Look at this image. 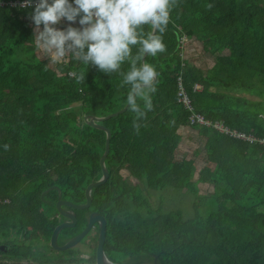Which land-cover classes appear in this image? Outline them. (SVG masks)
<instances>
[{
  "label": "trees",
  "instance_id": "obj_1",
  "mask_svg": "<svg viewBox=\"0 0 264 264\" xmlns=\"http://www.w3.org/2000/svg\"><path fill=\"white\" fill-rule=\"evenodd\" d=\"M23 2L0 0V237L48 240L61 222L56 217L65 220L59 200L85 205L87 188L102 177L106 133L85 116L122 110L128 86L121 87L119 74L106 76L71 55L49 65L37 53L32 8ZM184 38L213 58L207 73L183 59ZM163 41L166 52L146 57L160 75L153 111L139 121V132L127 110L100 122L112 133L109 180L94 190L85 213L102 214L109 241L123 242L134 255L147 253L150 264L156 257L158 264H264V147L189 125L191 112L179 103L182 86L205 119L237 123L264 138V0H179ZM128 68L125 63L122 71ZM72 72L84 74V82ZM75 103L82 110L65 112ZM187 126L192 131L184 136L199 146L195 159L180 160ZM129 175L139 184L129 185ZM204 186L214 193L201 196ZM166 188L190 192L196 210L211 211L186 219L154 210L147 190Z\"/></svg>",
  "mask_w": 264,
  "mask_h": 264
},
{
  "label": "clouds",
  "instance_id": "obj_2",
  "mask_svg": "<svg viewBox=\"0 0 264 264\" xmlns=\"http://www.w3.org/2000/svg\"><path fill=\"white\" fill-rule=\"evenodd\" d=\"M179 0H24L37 48L52 64L71 55L106 76L119 74L128 86L124 107L133 114L132 127L153 111L159 73L146 57L166 52L163 41ZM211 8L212 5L207 6ZM148 29L145 31V29ZM135 49V54L133 53ZM127 63L129 68L122 71ZM77 83L84 74L70 73ZM8 145H4L8 150Z\"/></svg>",
  "mask_w": 264,
  "mask_h": 264
},
{
  "label": "flooded vegetation",
  "instance_id": "obj_3",
  "mask_svg": "<svg viewBox=\"0 0 264 264\" xmlns=\"http://www.w3.org/2000/svg\"><path fill=\"white\" fill-rule=\"evenodd\" d=\"M59 196H61V193ZM59 202L70 203L61 199ZM62 209L67 213L73 212L77 222L75 228L70 229L71 232L64 230L59 234L57 237V246L59 248L65 247L71 240L84 233L89 226L90 217L98 213L94 212L87 215L85 213L86 210L73 211L67 206H62ZM102 217L105 219L104 216ZM56 219L59 222L61 221L56 228L65 222H69L65 218V220H61V218L58 217H56ZM87 219L88 223H86ZM28 231L32 232L33 228L29 227ZM53 233L48 240L42 237L33 241L26 239L22 240L20 238H9L6 241L0 242V264H98L100 239L102 235L101 223L94 226L84 241L67 251H58L50 245V239H52ZM108 238L109 228L107 224L106 240L103 245V255L107 261L112 262V264H150L147 253H137L134 255L131 250L126 249L124 251L122 243L113 244ZM53 251L57 252L58 255H62L57 257ZM120 255L124 256V258L118 259L117 257Z\"/></svg>",
  "mask_w": 264,
  "mask_h": 264
},
{
  "label": "rangeland",
  "instance_id": "obj_4",
  "mask_svg": "<svg viewBox=\"0 0 264 264\" xmlns=\"http://www.w3.org/2000/svg\"><path fill=\"white\" fill-rule=\"evenodd\" d=\"M185 46H186L185 47V55H188L187 57H190V58H188V60L196 59V61L199 64H201L202 67H204V68L209 66V65L214 64V60L210 55L205 54L204 52H201V53H199V52L195 53L194 52L193 54H191V53L189 54L188 49L190 47V44L185 45ZM187 47H188V49H187ZM37 51H38V54L41 58L48 59L47 63L49 65H51V66L55 65L49 61L48 56L41 49L37 48ZM227 54H228L227 52H224L223 55H227ZM191 55H193V57ZM220 91L225 92L227 95H229L231 97L242 96V97L249 98L251 100H260L258 97H255V96H252L250 94L243 93V92L237 93V92L230 91V90H227V91L226 90H220ZM80 110H82V103H76V104H72L65 112H79ZM227 124L231 130H235L236 132H241V133H245V134H250V133H246V131L238 130L235 127V125H238L237 123L235 124L233 122H227ZM242 124L244 125V123H242ZM186 134L187 133H185V135ZM186 137H188V136H185V138L183 139V141L181 142V145H180L181 149L179 150V153H178V159H180V160L183 158H186V157L195 159L193 152L199 146L198 143L196 142V140L192 139L191 137H190L189 142L187 143ZM255 138L262 139L259 137H255ZM197 141H198V139H197ZM200 164H202L201 165V167H202L204 165V162L202 163V160H200ZM91 185H93V184H91ZM53 189H56L58 192L60 191L58 188H53ZM53 189H50V191ZM211 190H212L211 187H203L199 194H201V196H206V195L211 193ZM194 200H195V198L192 194H190V192L177 191L175 189H169V188H166V189L159 191V192H151L150 193V202H151L154 210H159L161 208V210L164 213L178 211V212H181L186 219H190L198 212L201 215H206L211 211V207L208 208V206H202L199 209V211L196 210L194 207V205H195ZM78 206H84V205H78ZM6 240H8V239L0 237V242L6 241ZM121 243L123 244V242H121ZM53 253L57 257L62 255V254L58 255V253L55 251H53ZM117 258L122 259V258H124V256L120 255Z\"/></svg>",
  "mask_w": 264,
  "mask_h": 264
},
{
  "label": "water",
  "instance_id": "obj_5",
  "mask_svg": "<svg viewBox=\"0 0 264 264\" xmlns=\"http://www.w3.org/2000/svg\"><path fill=\"white\" fill-rule=\"evenodd\" d=\"M126 110L127 109L124 107L122 110H120L116 113H113L111 115H108L106 117H101V118L93 116V115H87L85 117L86 122H88L90 126L97 128V129H100L106 133L105 152L101 157L102 178L99 182L91 185L87 189V191H86L87 204L86 205L76 206V205H73L70 203H64V202L57 203V210H58L60 216L65 218L69 222H65L55 229L53 236H52V239H50V245H52V247L54 249H56L58 251H67L69 249L76 247L80 242H82L86 239V237L90 234V232L92 231V229L94 228V226L96 224L101 223L102 235H101V239H100L98 264H112V262L107 261L103 255V245H104L105 240H106L107 222L102 217V215L99 213L93 214L90 217L89 226H88L87 230L84 233L77 236L76 238H74L73 240H71L65 247L59 248L57 246V237L64 230H70V229L75 228L76 222H77L75 214L73 212L67 213V212L63 211L62 206H67L73 211H85V210L90 209L92 207L93 201H94L93 196H92L94 190L101 188L103 185H105L107 183V181L109 179V173H108V169L106 167L105 162H106V158L108 157L109 152H110V141H111L112 133L109 130V128H107L106 126L100 125V122H103V121L109 120L112 117L118 116V115L122 114L123 112H125ZM155 264H158L157 259H155Z\"/></svg>",
  "mask_w": 264,
  "mask_h": 264
},
{
  "label": "built area",
  "instance_id": "obj_6",
  "mask_svg": "<svg viewBox=\"0 0 264 264\" xmlns=\"http://www.w3.org/2000/svg\"><path fill=\"white\" fill-rule=\"evenodd\" d=\"M71 76V75H70ZM200 87L197 86L196 89H199ZM179 103H181L184 107L185 110L191 112V115L189 117V125L190 124H194V123H198L200 125H205L207 127H213L215 130H217L218 132L225 134L229 137H233L236 139H240V140H246V141H258L260 142L261 145H264V138L263 139H255L254 137L250 136V135H246L245 133H241V132H236L235 130H231L228 127V124L225 120H217V121H209L207 119H205V117L196 112L195 108L192 105V101L190 99V97L187 95V93L185 92V90L182 88L181 86V90L179 92Z\"/></svg>",
  "mask_w": 264,
  "mask_h": 264
},
{
  "label": "crops",
  "instance_id": "obj_7",
  "mask_svg": "<svg viewBox=\"0 0 264 264\" xmlns=\"http://www.w3.org/2000/svg\"><path fill=\"white\" fill-rule=\"evenodd\" d=\"M188 44H190V47H189V49H188V47H187V49H188V53L190 54H193L194 52L195 53H201V52H204L205 53V50H204V48H203V46H202V44H200L199 42H197L196 40H188V39H186V38H184L183 39V47H186L185 45H188ZM184 49V53L182 54L183 55V59L184 60H186L187 62H189L191 65H194V66H196V67H198V68H200V69H202L203 71V73H207V71H208V69H210L211 67H212V65H209V66H207V67H202V65L201 64H199L197 61H196V59H192V60H188V58H190V57H187L188 55H185V48H183ZM37 53H38V51H37ZM206 54V53H205ZM70 55H68V56H66L65 58H64V60L63 61H68L69 59H68V57H69ZM192 57H193V55H191ZM201 65V66H200ZM76 104V103H75ZM192 131V129L190 128V127H184V128H182L181 129V133L183 134V139L185 138V133H190ZM246 135H250V136H252V137H258L257 135H255L253 132H251L250 134H246ZM229 137V136H228ZM233 138V137H232ZM182 139V140H183ZM256 139V138H255ZM186 140H187V143L189 142V137H186ZM239 141H242V142H245V143H250V144H252V145H258V146H263L264 147V145H261L260 144V142H258V141H246V140H240V139H238ZM181 145V144H180ZM181 149V146H179V150ZM178 153H179V151H178ZM177 159H178V157H177ZM102 178V177H101ZM124 179L125 180H127L128 181V183H129V185H133V186H136V185H138L139 183H138V181L137 180H134L133 178H131V176L129 175V176H126V177H124ZM109 180V179H108ZM108 182V181H107ZM104 186V185H103ZM102 186V187H103ZM132 186V187H133ZM142 187V189H144V187L143 186H141ZM204 187H210V186H204ZM203 188V187H202ZM211 188H212V190H211V193L210 194H208V195H206V196H210V195H212L213 193H214V190H213V187L211 186ZM148 192H149V194L151 193V192H155L154 190L152 191V190H147ZM158 192V191H157ZM201 195V194H200ZM87 204V203H86ZM214 206V205H213ZM160 210H161V208H160ZM161 212H163L162 210H161ZM164 213V212H163ZM167 213H170V212H167ZM155 259H157V262H158V258L156 257ZM155 259H154V264H155Z\"/></svg>",
  "mask_w": 264,
  "mask_h": 264
}]
</instances>
